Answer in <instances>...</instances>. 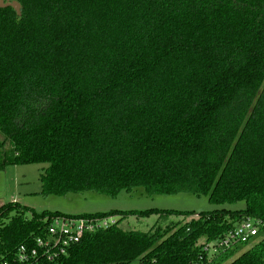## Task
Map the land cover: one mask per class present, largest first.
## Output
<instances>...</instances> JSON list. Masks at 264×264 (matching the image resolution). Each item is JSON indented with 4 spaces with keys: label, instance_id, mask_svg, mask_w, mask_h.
I'll list each match as a JSON object with an SVG mask.
<instances>
[{
    "label": "trees",
    "instance_id": "trees-1",
    "mask_svg": "<svg viewBox=\"0 0 264 264\" xmlns=\"http://www.w3.org/2000/svg\"><path fill=\"white\" fill-rule=\"evenodd\" d=\"M16 1L0 8V169L47 164V195L244 204L78 214L116 222L44 264H264V0ZM130 215L190 219L123 230ZM56 216L73 215L0 204V264ZM247 219L259 241L210 261L202 248Z\"/></svg>",
    "mask_w": 264,
    "mask_h": 264
},
{
    "label": "rangeland",
    "instance_id": "rangeland-1",
    "mask_svg": "<svg viewBox=\"0 0 264 264\" xmlns=\"http://www.w3.org/2000/svg\"><path fill=\"white\" fill-rule=\"evenodd\" d=\"M45 167H47L45 163H25L9 164L4 169H0V204L15 201L36 212L59 211L67 215L146 209H174L198 213L221 207L235 209L244 206L242 202L235 205L219 206L210 203L206 196H195L189 193L149 196L142 187H137L131 192L122 190L116 196H108L94 191L47 195L42 192L40 179ZM118 218L119 216H117ZM189 219V217L177 215L165 216L160 219L156 215L147 217L130 215L119 221L118 225L123 230L150 231L157 223L164 227L170 222H185ZM260 238L261 236L252 237L248 242L239 245L238 251L231 259L249 249Z\"/></svg>",
    "mask_w": 264,
    "mask_h": 264
},
{
    "label": "built area",
    "instance_id": "built-area-1",
    "mask_svg": "<svg viewBox=\"0 0 264 264\" xmlns=\"http://www.w3.org/2000/svg\"><path fill=\"white\" fill-rule=\"evenodd\" d=\"M116 222L113 216H56L52 217L46 234L35 239L31 248L21 245L14 257V264H44L63 255L68 248L77 243L85 233L108 228ZM260 221L244 220L221 240L206 244L202 249L211 261L212 256L226 251L236 243H246L258 233ZM203 257L200 256V259ZM4 260L1 264H13Z\"/></svg>",
    "mask_w": 264,
    "mask_h": 264
},
{
    "label": "water",
    "instance_id": "water-1",
    "mask_svg": "<svg viewBox=\"0 0 264 264\" xmlns=\"http://www.w3.org/2000/svg\"><path fill=\"white\" fill-rule=\"evenodd\" d=\"M12 7L18 15L21 14V5L16 0H0V8Z\"/></svg>",
    "mask_w": 264,
    "mask_h": 264
}]
</instances>
